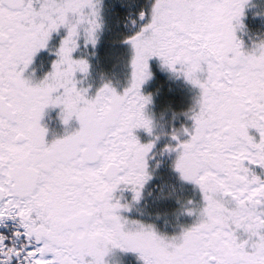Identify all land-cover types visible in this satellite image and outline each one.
I'll use <instances>...</instances> for the list:
<instances>
[{
	"label": "snow or ice",
	"instance_id": "snow-or-ice-1",
	"mask_svg": "<svg viewBox=\"0 0 264 264\" xmlns=\"http://www.w3.org/2000/svg\"><path fill=\"white\" fill-rule=\"evenodd\" d=\"M0 264H264V0H0Z\"/></svg>",
	"mask_w": 264,
	"mask_h": 264
},
{
	"label": "rangeland",
	"instance_id": "rangeland-1",
	"mask_svg": "<svg viewBox=\"0 0 264 264\" xmlns=\"http://www.w3.org/2000/svg\"><path fill=\"white\" fill-rule=\"evenodd\" d=\"M56 113L54 111V135L59 136L65 133V127L60 124V122L55 118ZM75 122H73L72 127H75ZM71 130V129H69Z\"/></svg>",
	"mask_w": 264,
	"mask_h": 264
},
{
	"label": "flooded vegetation",
	"instance_id": "flooded-vegetation-1",
	"mask_svg": "<svg viewBox=\"0 0 264 264\" xmlns=\"http://www.w3.org/2000/svg\"><path fill=\"white\" fill-rule=\"evenodd\" d=\"M45 123H47L49 127V139H51L56 136L54 135V111L45 117Z\"/></svg>",
	"mask_w": 264,
	"mask_h": 264
}]
</instances>
